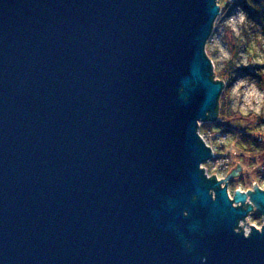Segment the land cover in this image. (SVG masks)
<instances>
[{
	"label": "water",
	"instance_id": "95a60500",
	"mask_svg": "<svg viewBox=\"0 0 264 264\" xmlns=\"http://www.w3.org/2000/svg\"><path fill=\"white\" fill-rule=\"evenodd\" d=\"M220 14L218 0H0V264H264V225L240 226L264 215V190L231 199L202 168Z\"/></svg>",
	"mask_w": 264,
	"mask_h": 264
},
{
	"label": "rangeland",
	"instance_id": "374dc122",
	"mask_svg": "<svg viewBox=\"0 0 264 264\" xmlns=\"http://www.w3.org/2000/svg\"><path fill=\"white\" fill-rule=\"evenodd\" d=\"M223 1L218 0V4ZM205 49L213 61L216 80H224L223 68L233 69L228 100L235 114L225 120L232 129L217 125L203 129L224 132L228 137L229 150L220 175L222 186L227 182L231 199L237 190L248 191L257 186L264 190V30L247 10L238 5L231 6L217 18ZM217 135L214 136L216 141L222 134ZM250 136L256 137L258 142L252 138L247 141ZM238 165L242 168L237 171L239 174L226 179ZM208 166L216 170L211 168V163ZM204 174L208 177L205 171ZM252 212L248 222L261 229L264 215L256 207ZM246 222L245 219L243 223Z\"/></svg>",
	"mask_w": 264,
	"mask_h": 264
},
{
	"label": "trees",
	"instance_id": "16d2710c",
	"mask_svg": "<svg viewBox=\"0 0 264 264\" xmlns=\"http://www.w3.org/2000/svg\"><path fill=\"white\" fill-rule=\"evenodd\" d=\"M222 1V0H220ZM224 3L221 2V12L225 13L228 8L231 6H241L245 10H247L250 14L253 15V17L256 18V21L260 25L261 29L264 30V0H225L223 1ZM232 68H223L221 75L224 78V90L223 93L220 97L219 100V106H218V119L215 122H205L203 126L201 127L202 129L205 128H212L213 126H221L227 130L232 129L228 125H226L225 120L226 118L229 119L230 117H233L235 112H233L229 106V95H228V89L230 86V82L232 80ZM244 139L245 136L243 137ZM242 138V139H243ZM247 141H249V138L254 142H258V139L254 136L247 137Z\"/></svg>",
	"mask_w": 264,
	"mask_h": 264
},
{
	"label": "built area",
	"instance_id": "2783aa9c",
	"mask_svg": "<svg viewBox=\"0 0 264 264\" xmlns=\"http://www.w3.org/2000/svg\"><path fill=\"white\" fill-rule=\"evenodd\" d=\"M212 65H213V61H212ZM199 133L201 139L208 147L211 148L212 151V158L204 162L202 167L205 169V173L208 175V177H212L215 175L216 178L220 180L221 179L220 175L223 174L221 170H223V168L225 167V157H226L225 154H227V151L229 150V148L226 145V140L228 137L224 132H216L213 131L212 129L203 130L201 127H199ZM218 133L222 134V136L216 141L214 140V136H216ZM210 163L213 165L211 168L216 169L215 171L211 170L210 166H208ZM247 202H251L249 198ZM252 213L253 212L251 211L246 217V221H247L246 224L243 223L244 220L240 221V226H242V229H244L246 233L250 232L251 226H255L254 224L248 222V218H250Z\"/></svg>",
	"mask_w": 264,
	"mask_h": 264
}]
</instances>
